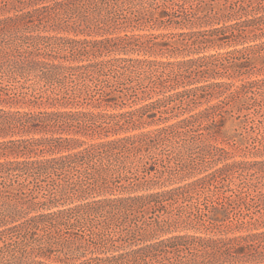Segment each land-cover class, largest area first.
I'll list each match as a JSON object with an SVG mask.
<instances>
[{
    "label": "rangeland",
    "instance_id": "rangeland-1",
    "mask_svg": "<svg viewBox=\"0 0 264 264\" xmlns=\"http://www.w3.org/2000/svg\"><path fill=\"white\" fill-rule=\"evenodd\" d=\"M172 1H136L137 11L133 20L120 19L103 29L89 28L82 32L73 31L69 27L59 30L58 27L47 28L43 25L29 29L30 35L33 36L62 37L68 40L99 41L123 38L126 35L129 42L117 40L114 42L117 44L112 43L113 46L109 44L106 47H94L93 44H89L86 52L81 54L72 53L56 43L54 47L45 50L51 54L49 57L38 58L48 65H56L43 69L49 70L43 79L35 78L40 67L34 71L32 69L25 79L18 78L12 82L0 79V109L30 113L85 112L104 116L94 120L95 126L100 125L98 128L101 130L100 133L94 135L90 132L72 131L69 135L61 134L64 137L78 139L74 140L75 144L72 147L65 149L61 146V150L46 149L42 153L26 155H4L0 151V162L58 157L82 150L90 144L155 131L216 101L215 97H211L197 98L195 103H188L189 101L184 99L185 96H175L180 91L208 82L220 81L239 85L246 81L264 79V51L253 50L244 52L238 59L225 62L217 73H211L212 75L207 78L191 76V79L186 80L171 76L168 73L171 66L166 63L211 54H226L244 47L257 46L264 41V35L255 39L228 38L221 41L214 37L215 39H210L214 43L203 44L194 49L188 48L186 33L207 30L220 26L221 23L208 25V21H204L207 23H203L202 27L189 28L184 23L181 9L178 8L173 15ZM234 1L192 0L190 3L193 6L200 5L204 10L197 12L193 17L202 16L210 7L215 11L233 12L232 18L224 21L228 25L234 23L235 18L242 13L240 10L231 11L230 3ZM182 2L177 0L179 5ZM47 4V0H42L34 7ZM163 10L169 15L163 14ZM12 14L14 12L0 11V18ZM226 36L228 33L224 35ZM219 37L223 35L219 34ZM172 46L177 47V51L172 52ZM96 63L100 64L96 68L102 69L99 72L92 68L64 70L65 67H81ZM254 105L241 114L227 115L226 121L218 127L217 140L209 139L208 130H203L204 126L201 125L191 134L154 137V140L137 142L134 147L128 144L127 150L119 154V161L114 163L118 171L106 178L108 185L98 188L88 181L89 183L80 190L77 186L78 181L76 182V178L70 175L64 179L70 184L61 196L57 194L59 180L54 186L48 179L33 188L29 196L23 198L28 200V203L21 204L23 209L29 211L27 217H30L87 202L163 192L188 183H197L186 195L187 198L184 201L180 200L176 205H181L185 209L197 206L201 210L205 208V204L208 208L215 206V214H210V217L220 224L219 234L217 231L209 232L193 223L194 225H179L165 232H156L150 240L145 239L146 234L143 231L135 232L137 235L134 236V240L126 239L131 236L130 233L134 229L137 230V226L148 223L155 225L156 221L168 218L172 208L164 202V208L160 210L144 212L134 210L133 215L123 220L120 233L112 236L101 230L102 235L98 236L100 244L91 241L92 234L88 228L85 230L83 227H63L49 243L50 251L44 255L33 254L34 259L45 264H81L94 258H105L125 252L171 235L223 234L231 237L264 232V172L259 171L264 167V97L261 98L260 104ZM120 114L124 115L116 116ZM114 115L116 117L111 120V116ZM115 121H119L118 125L114 124ZM45 135L31 132L23 137L40 138ZM9 138V136L0 138V141ZM15 138L19 136L12 137ZM89 172L91 174L94 170ZM94 176L99 178L100 174L96 172ZM50 194L55 195L54 201H49L52 196ZM3 197L0 199V207L7 208L8 205L16 204V200L5 199L8 198L7 193L3 194ZM29 199L38 204L43 202L45 205L32 206ZM17 207L19 208V203ZM36 233L41 234V231ZM112 237L118 240L116 245L111 240ZM103 242L106 243V247Z\"/></svg>",
    "mask_w": 264,
    "mask_h": 264
},
{
    "label": "trees",
    "instance_id": "trees-1",
    "mask_svg": "<svg viewBox=\"0 0 264 264\" xmlns=\"http://www.w3.org/2000/svg\"><path fill=\"white\" fill-rule=\"evenodd\" d=\"M38 1L42 0H0V11L14 12L10 16L0 18L1 80L12 82L18 78L25 79L32 69L34 71L38 67H40L39 73H36L35 78L43 79L49 71L43 69L56 65H48L38 58L49 57L51 54L45 50L48 47H54L56 43L72 53L81 54L86 52L89 44H93L94 47H106L109 44H111L110 46L117 44L114 43L117 40L129 42L127 41L129 37L126 35L118 39L86 41L85 39L68 40L62 37L33 36L28 30L40 25L58 27L59 30L69 27L73 31L82 32L89 28L103 29L106 26L110 27V24L120 19L133 20L135 11H137L135 2L139 0H47V5L34 7ZM182 1L180 5L177 4V0L171 2L172 12L174 15L178 8L181 9L187 27H202L203 23H207L204 21H208V25L221 23L220 26L207 30L186 33L188 48L194 49L203 44L214 43L210 40L215 39L214 37H218V40L221 41L228 38L234 40L240 38L255 39L264 35V0H235L230 3L231 11L240 10L242 13L241 16L235 18L234 23L228 25L224 21L230 20L233 12L215 11L213 7H210L209 11L202 16L193 17L197 12H203V8L200 5L193 6L190 3L192 0ZM186 4H189L188 7H185ZM175 7L176 9H174ZM162 13L169 15L166 10H163ZM226 33L228 36L224 37ZM219 34L223 37H219ZM184 47L186 46L184 45ZM248 50H253V52L264 51V41L257 46L244 47L226 54H211L176 63H166L171 66H169L168 73L176 78L186 80L191 79V76L207 78L211 73H217L225 62L238 59L241 54ZM171 51H177V47L172 46ZM140 62L145 63L146 61ZM99 65L96 63L81 67H65L64 70L92 68L99 72L102 70L100 67L96 68ZM175 96H185L184 99H187L188 103H195L197 98L215 97L216 101L196 113L155 131L90 144L82 150L58 157L0 162V199L4 198L3 194L7 193L8 198L5 199L16 200L14 205H8L7 208L0 207V228H2L0 230V264H45L34 259L32 255H44L45 252L50 251L48 250L49 243L54 239V235L60 233L63 227H83L85 230L88 228L92 234L91 241L100 244L98 236L102 235L100 234L101 230L107 235L112 234V236L120 233L122 232L123 220L133 215L134 210H138V212L160 210L164 208V202H167V206L172 208L168 218L156 221L155 225L148 223L144 226H137V230H132L131 236L126 237V239L134 240V236L137 235L135 232L143 231L146 234L145 239L150 240L156 232H165L179 225L188 226L193 223L200 225L209 232L217 231L219 234L220 224L216 223V219L210 217V214H215V206L208 208L205 204V208L201 210L197 206H186L187 209H185L181 205H176L180 200L184 201L187 198L186 195L197 183H188L163 192L87 202L30 217H27L29 211L21 206L22 202L28 203V200L23 198L29 196L33 188L35 189L41 182L48 179L53 185L59 180L57 194L61 196L70 184L64 179L70 175L76 178L80 190L89 182L92 183V186L97 185L98 188H101L107 184L106 178L118 171L114 163L119 161V154L127 150L128 144L134 147L137 142L154 140V137L163 138L183 133L191 134L201 125L204 126L203 130H208L209 139L217 140L218 127L226 121L227 115L241 114L244 110L255 106L254 104H260L261 98L264 97V79L246 81L239 85L220 81L208 82L180 91ZM122 115L124 114L116 116ZM116 116H111V120H114ZM103 117V115L85 112L43 111L30 113L0 109V138L10 137L8 140L0 141V151L4 155H26L42 153L46 149L61 150V146L66 149L74 146V140L78 139L64 137L61 134L69 135L72 131L76 133L90 132L94 135L100 133L101 130L98 129L100 125L95 126L94 120ZM118 123L119 121H115L114 124L118 125ZM31 132L46 135L40 138L23 137ZM56 134L60 135L57 136ZM14 136H19V138L12 139ZM90 170H94V172L90 174ZM259 171L263 173L264 167ZM96 172L100 174L99 178L94 176ZM50 195L52 196H50L49 201H54L55 195ZM29 202L32 206L37 205V207L38 205H45L43 202L38 204L33 199H29ZM17 203H19V208ZM36 231H41V234L36 233ZM111 240L115 242V245L118 242L113 237ZM102 244L106 247V243L103 242ZM90 263L264 264V232L231 237L223 234L220 236L171 235L125 252L105 258H94L90 262L81 264Z\"/></svg>",
    "mask_w": 264,
    "mask_h": 264
}]
</instances>
